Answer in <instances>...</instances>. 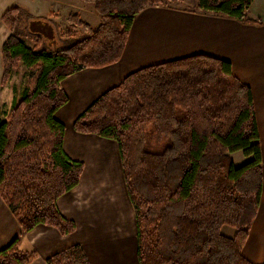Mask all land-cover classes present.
I'll use <instances>...</instances> for the list:
<instances>
[{"label":"trees","instance_id":"1","mask_svg":"<svg viewBox=\"0 0 264 264\" xmlns=\"http://www.w3.org/2000/svg\"><path fill=\"white\" fill-rule=\"evenodd\" d=\"M83 1L93 4L100 24L74 37L79 26H89L70 12L58 43L30 29L32 21L47 20L28 9L14 6L2 15L10 35L1 51V86L22 63L27 75L20 99L0 118V196L22 233L41 225L65 236L77 230L58 206L85 170L64 149L66 125L57 118L69 101L63 81L119 62L136 16L173 0ZM254 2L197 0L195 10L246 23ZM73 128L118 146L139 264H257L243 248L261 204L264 158L252 89L230 61L199 54L138 69L96 99ZM236 152L250 160L237 167ZM36 258L18 237L0 250V264ZM47 263L91 261L74 244Z\"/></svg>","mask_w":264,"mask_h":264},{"label":"crops","instance_id":"2","mask_svg":"<svg viewBox=\"0 0 264 264\" xmlns=\"http://www.w3.org/2000/svg\"><path fill=\"white\" fill-rule=\"evenodd\" d=\"M67 1L74 3L69 5L73 8L79 7L75 1L83 2ZM16 5L25 7L37 17L45 18L50 25L51 21L46 16L44 7H50L51 14L52 7L56 12V9L66 6L64 0H0L2 46L8 36L5 34L8 29L2 22V15ZM249 19L251 22L242 23L228 17L204 14L195 9L171 5L150 6L136 16L119 62L104 68H89L65 79L62 87L69 101L59 109L57 118L66 125V153L72 159L83 161L85 170L80 184L72 192L62 196L58 206L66 218L76 223L77 230L65 236L55 228L41 225L22 233L20 224L0 196V250L18 237L22 250L37 252V258L31 264H48L49 257L74 244L83 246L91 264H139L134 213L133 232L129 230L128 233H120L119 238L115 232V223L110 222L112 214L108 212L97 218L90 207L92 205L84 206L83 196L79 197L76 192L78 188H84L87 166L90 163L96 164L95 161L88 160L93 159L95 150L98 151L101 144L106 153V142L109 140L80 134L74 130L73 124L104 92L118 86L127 75L143 67L199 54L230 61L233 74L252 89L264 158V0H255ZM100 155L95 154V158ZM90 178H93L92 175ZM126 198L130 204L128 196ZM133 233L135 242L132 239ZM226 233L229 236L235 235L232 229H227ZM243 254L251 262L264 263V161L261 204Z\"/></svg>","mask_w":264,"mask_h":264},{"label":"rangeland","instance_id":"3","mask_svg":"<svg viewBox=\"0 0 264 264\" xmlns=\"http://www.w3.org/2000/svg\"><path fill=\"white\" fill-rule=\"evenodd\" d=\"M64 2L66 4V6L63 5L65 6V8L56 9V12L58 13H56L54 11L55 8L52 7L53 12H51L50 14V7H44L45 14L46 16H49V20L51 21L50 23L53 28V33L55 34V39L52 38L53 42L55 41L56 43H58L59 40L62 41V39L66 38L70 25L68 21V13L70 12L77 14L81 21L85 22V24L89 26L87 28L79 26L77 30L72 32L74 37H85L89 34L88 30L90 28L95 29L100 24L101 19L99 13L95 10L93 4H89L84 1H75L79 7L75 6L76 8H73L69 6L73 2L67 0H64ZM196 2L197 0H173L169 2L168 5L185 9H195ZM5 34L9 36V30ZM1 39L2 38L0 35V81L2 76ZM27 42L30 45H33L35 43L28 39ZM26 84V68L23 63L20 65L19 70L12 74L11 78L5 86H1L0 83L1 119H3L5 113H7L11 109L14 100L20 99L22 90L25 88ZM106 143V153L102 147V144L98 146V151L95 150V154L100 155L102 153V155L99 156L102 157L101 159L99 157L95 158L96 156L93 152V159L88 160V162L95 161L96 164L92 165V163H90L87 166L86 175L84 176V188H78L76 192L79 197L83 196L84 206L88 204L92 205L90 207L95 211L97 218L98 216L100 217L101 215H105L108 212L112 214V217L110 216V222L115 223V232L120 238V233H128L129 230H131L132 233L134 230L133 211L126 198L127 195L116 146L117 144L111 141H108ZM232 159L237 167L247 163L250 160V158L246 157L242 152L233 153ZM90 175H92L93 178H90ZM227 229L229 228H225V231ZM132 239L133 242H135L134 233L132 234Z\"/></svg>","mask_w":264,"mask_h":264},{"label":"water","instance_id":"4","mask_svg":"<svg viewBox=\"0 0 264 264\" xmlns=\"http://www.w3.org/2000/svg\"><path fill=\"white\" fill-rule=\"evenodd\" d=\"M45 25L46 27V30L48 28V30H44L43 28L41 29V26ZM30 29L34 32H37V33H41L45 38H48V39H55V34L53 33V28L52 26L46 22V21H41V20H34L30 23ZM49 32V34L47 33Z\"/></svg>","mask_w":264,"mask_h":264},{"label":"flooded vegetation","instance_id":"5","mask_svg":"<svg viewBox=\"0 0 264 264\" xmlns=\"http://www.w3.org/2000/svg\"><path fill=\"white\" fill-rule=\"evenodd\" d=\"M46 26L45 25H43V26H41V29L43 28L44 30H46V28H45ZM47 30H48V28H47ZM46 30V31H47ZM48 34H49V32H47Z\"/></svg>","mask_w":264,"mask_h":264}]
</instances>
